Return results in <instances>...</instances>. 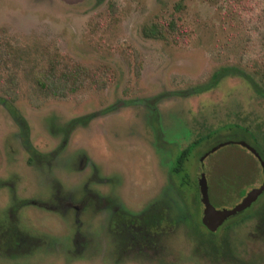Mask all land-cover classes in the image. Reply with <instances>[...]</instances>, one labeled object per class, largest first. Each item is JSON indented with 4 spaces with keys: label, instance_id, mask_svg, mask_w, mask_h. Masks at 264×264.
I'll list each match as a JSON object with an SVG mask.
<instances>
[{
    "label": "rangeland",
    "instance_id": "obj_1",
    "mask_svg": "<svg viewBox=\"0 0 264 264\" xmlns=\"http://www.w3.org/2000/svg\"><path fill=\"white\" fill-rule=\"evenodd\" d=\"M170 19L173 38L144 35ZM263 36L264 0H0V264H264V191L210 230L197 185L229 208L264 181L226 142L264 161ZM55 54L90 71L63 95L33 81ZM222 68L236 71L194 90ZM190 145L187 189L171 166ZM130 219L148 235L132 239Z\"/></svg>",
    "mask_w": 264,
    "mask_h": 264
},
{
    "label": "trees",
    "instance_id": "obj_2",
    "mask_svg": "<svg viewBox=\"0 0 264 264\" xmlns=\"http://www.w3.org/2000/svg\"><path fill=\"white\" fill-rule=\"evenodd\" d=\"M97 1H101V0H97ZM209 1H215V0H209ZM180 7H181L180 4L177 3L176 8L180 9ZM176 31H179V27L175 23L174 19L168 20L165 25L152 22L149 24V26L143 28V33L146 37L156 38V39H166V34L173 38ZM263 44H264V36H263ZM235 71L236 70L233 68H222L220 71L213 73L212 77L207 83L195 86L194 90L196 92H203L205 90H208L214 85L215 82L218 81L221 75L233 73ZM33 75H34L33 81L41 90L44 91L45 94L63 95L65 93L64 91L66 87L67 89L70 90L75 89L86 79H88V75H90V71L86 70L85 68H83L82 66L76 63H69L64 59V57H59L55 54L46 60L45 66H39L37 70L33 73ZM248 79L250 82L253 81L252 78L250 77ZM254 88L256 89V92L258 94L264 97V89L262 87H258L255 84ZM6 107L8 109V112L11 114L14 122L19 128L21 143L28 153L29 163H32L36 159H40L41 158L40 153L33 147V145L30 142L29 128L25 118L13 106L12 101H10V104L7 103ZM235 127L240 128L244 131H248L247 127H239V126H235ZM207 136L208 137H206L205 139H211L209 135ZM253 138L256 141L255 136H253ZM256 146H258L256 148L259 149V145L256 144ZM191 152H192V145L187 146L184 150L180 151L177 155L174 156L173 165L171 166V173L173 175V178L179 182L180 187H185L187 189L190 188L189 187L190 183H188L186 176L188 174L186 173L184 167L186 162L190 158L189 156ZM196 219L198 218L196 217ZM198 225L202 226L200 221L198 222ZM158 226L159 224L157 223L152 227L153 229H156ZM23 241L31 242L33 241V237H29L28 235L23 234V231H21L20 233H18V238L16 239L15 244L18 246L19 245L23 246ZM208 243H211L212 245H214L213 246L214 248H217V245H215V243H217L216 239L209 238Z\"/></svg>",
    "mask_w": 264,
    "mask_h": 264
},
{
    "label": "water",
    "instance_id": "obj_3",
    "mask_svg": "<svg viewBox=\"0 0 264 264\" xmlns=\"http://www.w3.org/2000/svg\"><path fill=\"white\" fill-rule=\"evenodd\" d=\"M236 143L246 147L256 158L259 160L260 164L264 168V161L262 160L260 154L255 149L254 146L247 144L244 140H237ZM222 143L215 144L211 147V149H215L220 146ZM204 155L201 156V160ZM198 190H199V202H200V216H201V224L206 226L208 229H215L221 222L226 220L227 218L241 212L248 208L264 191V182H262L258 187L250 188L246 194L241 198V200L235 203L233 206L229 208L214 207L208 197L207 193V182L204 175H199L198 178Z\"/></svg>",
    "mask_w": 264,
    "mask_h": 264
},
{
    "label": "flooded vegetation",
    "instance_id": "obj_4",
    "mask_svg": "<svg viewBox=\"0 0 264 264\" xmlns=\"http://www.w3.org/2000/svg\"><path fill=\"white\" fill-rule=\"evenodd\" d=\"M237 140L233 141V140H226V142H236ZM212 147V146H211ZM214 149H211L209 147L208 151H205L203 154H208V152L212 151ZM201 158V155L199 157V161H200V166H203V163H202V160L200 159ZM264 182V181H263ZM197 185H198V181H197ZM263 193V192H262ZM136 222L137 220L135 221L134 219H130V223L128 224V227L126 229H128V231L130 232V234H132L131 238L134 239V238H139V236L143 235V237H146L148 235V229L145 228V231L144 230H134L133 227L136 225ZM148 238H145V241H148L147 240ZM134 240H137V239H134Z\"/></svg>",
    "mask_w": 264,
    "mask_h": 264
}]
</instances>
